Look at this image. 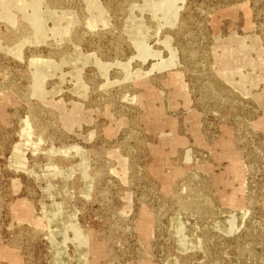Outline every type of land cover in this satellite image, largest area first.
<instances>
[{"label": "rangeland", "instance_id": "1", "mask_svg": "<svg viewBox=\"0 0 264 264\" xmlns=\"http://www.w3.org/2000/svg\"><path fill=\"white\" fill-rule=\"evenodd\" d=\"M0 264H264V0H0Z\"/></svg>", "mask_w": 264, "mask_h": 264}]
</instances>
